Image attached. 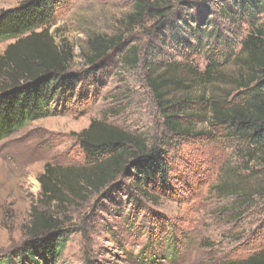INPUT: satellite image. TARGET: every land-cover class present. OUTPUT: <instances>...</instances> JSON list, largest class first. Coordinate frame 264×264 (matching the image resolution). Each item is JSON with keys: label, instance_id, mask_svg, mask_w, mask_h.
<instances>
[{"label": "trees", "instance_id": "1", "mask_svg": "<svg viewBox=\"0 0 264 264\" xmlns=\"http://www.w3.org/2000/svg\"><path fill=\"white\" fill-rule=\"evenodd\" d=\"M71 1L22 0L0 11V42H13L0 58L6 80L0 86V140L89 97L84 84L91 74L72 72L74 48L67 41L56 43L50 34ZM239 23L248 24L251 31L235 53L226 28ZM123 24L129 29L145 28V43L123 54L121 35L90 37L87 64L92 74L102 73L109 51L115 49L123 66L142 67L163 119L159 142L150 143L144 135L100 120L76 133L83 164L48 163L39 176V206L32 208L31 222L24 230L31 240L12 252L23 262L54 264L66 249L68 231L51 212L53 203L73 205L101 193L154 200L160 190H170L169 149L179 150L184 143L209 137L199 124L221 129L236 140L239 159L246 166L255 163L253 173L264 179V0H134ZM201 55L207 59L204 70L193 65ZM231 58L245 73L236 77L233 91L225 96L208 94V89L193 93L195 83L214 84ZM258 193L264 197V191ZM1 257L0 264L13 263L11 256ZM86 264L95 262L88 257ZM225 264H264V249Z\"/></svg>", "mask_w": 264, "mask_h": 264}, {"label": "rangeland", "instance_id": "2", "mask_svg": "<svg viewBox=\"0 0 264 264\" xmlns=\"http://www.w3.org/2000/svg\"><path fill=\"white\" fill-rule=\"evenodd\" d=\"M21 1L0 0V11ZM133 4L134 0H72L50 30L56 43L67 41L74 48L72 72L91 74L84 84L89 97L0 140V258L11 256L12 264H31L14 258L12 252L31 240L24 230L31 222L32 208L39 206V176L46 165L83 164L76 133L100 120L144 135L150 143L159 142L163 119L142 67L123 66L115 49L109 51L102 73L92 74L87 64L90 37L121 35L123 54L145 43V28L129 29L123 24ZM226 29L231 51L237 53L251 28L239 23ZM12 43L0 42V58ZM206 63L205 55L193 61L200 70ZM242 69L231 58L214 84L195 83L193 93L208 89V94L225 96L235 89ZM5 81L0 69V86ZM198 127L209 137L184 143L179 150L169 149L171 188L160 190L154 200L101 193L73 205H50L69 237L54 264H86L88 257L95 264H225L264 249V197L258 195L264 191V179L253 173L255 163L246 166L239 159L236 140L209 124ZM36 261L41 260L36 257Z\"/></svg>", "mask_w": 264, "mask_h": 264}]
</instances>
